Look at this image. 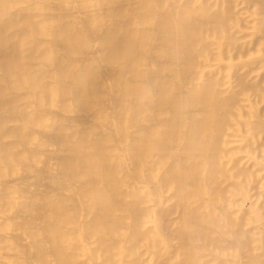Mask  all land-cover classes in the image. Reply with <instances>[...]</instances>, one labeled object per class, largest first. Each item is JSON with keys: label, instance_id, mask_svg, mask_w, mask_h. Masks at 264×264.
Masks as SVG:
<instances>
[{"label": "bare ground", "instance_id": "bare-ground-1", "mask_svg": "<svg viewBox=\"0 0 264 264\" xmlns=\"http://www.w3.org/2000/svg\"><path fill=\"white\" fill-rule=\"evenodd\" d=\"M263 180L264 0H0V264H264Z\"/></svg>", "mask_w": 264, "mask_h": 264}, {"label": "rangeland", "instance_id": "rangeland-1", "mask_svg": "<svg viewBox=\"0 0 264 264\" xmlns=\"http://www.w3.org/2000/svg\"><path fill=\"white\" fill-rule=\"evenodd\" d=\"M255 37H256V36H255ZM255 37H254V38H255ZM255 73H256V71L254 72V74H255ZM263 183H264V180H263ZM263 187H264V184H263ZM253 191L256 192L255 190H253ZM253 191H252V192H253ZM261 199L264 200V197L261 198Z\"/></svg>", "mask_w": 264, "mask_h": 264}]
</instances>
